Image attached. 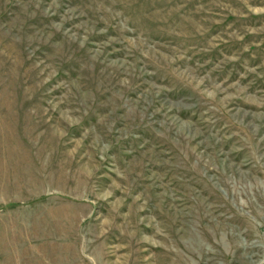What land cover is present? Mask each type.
<instances>
[{"label": "rangeland", "instance_id": "obj_1", "mask_svg": "<svg viewBox=\"0 0 264 264\" xmlns=\"http://www.w3.org/2000/svg\"><path fill=\"white\" fill-rule=\"evenodd\" d=\"M0 264H264V0H0Z\"/></svg>", "mask_w": 264, "mask_h": 264}]
</instances>
